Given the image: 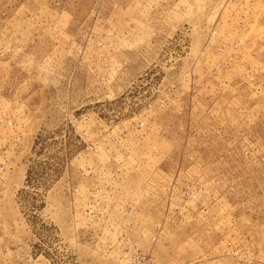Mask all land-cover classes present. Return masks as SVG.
I'll list each match as a JSON object with an SVG mask.
<instances>
[{
    "label": "rangeland",
    "instance_id": "374dc122",
    "mask_svg": "<svg viewBox=\"0 0 264 264\" xmlns=\"http://www.w3.org/2000/svg\"><path fill=\"white\" fill-rule=\"evenodd\" d=\"M264 264V0H0V264Z\"/></svg>",
    "mask_w": 264,
    "mask_h": 264
},
{
    "label": "built area",
    "instance_id": "2783aa9c",
    "mask_svg": "<svg viewBox=\"0 0 264 264\" xmlns=\"http://www.w3.org/2000/svg\"><path fill=\"white\" fill-rule=\"evenodd\" d=\"M135 264H150V263L145 261L144 259H138Z\"/></svg>",
    "mask_w": 264,
    "mask_h": 264
}]
</instances>
